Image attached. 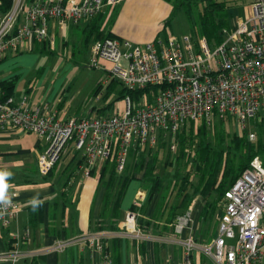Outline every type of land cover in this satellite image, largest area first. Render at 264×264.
Masks as SVG:
<instances>
[{
    "label": "built area",
    "instance_id": "obj_1",
    "mask_svg": "<svg viewBox=\"0 0 264 264\" xmlns=\"http://www.w3.org/2000/svg\"><path fill=\"white\" fill-rule=\"evenodd\" d=\"M121 0H14L0 19V57L18 51L35 40L49 39L48 23H79L101 12L105 4ZM50 41V40H49ZM91 64L106 71L104 84L112 80L126 89L123 109L106 116L70 117L61 121L29 107L26 98L16 99L0 91V134L35 133L46 147L37 165L47 175L69 143L86 163V172L97 161L114 154L115 170L124 173L133 148H156L160 136L169 138V148L184 121L212 126L215 121L232 122L249 145L258 136L251 120L264 126V0H252L249 12L223 29L219 43L190 34L168 35L144 44L119 37H104L90 44ZM101 61L107 62L106 66ZM158 86L147 97L134 101L130 93ZM223 210L215 235L199 244L193 236L181 237L192 223V209L178 215L170 236H150L137 224L138 214L127 210L116 235L137 240L174 243L182 249L176 264H194L193 253L201 251L212 264H264V160L253 156L247 167L224 191ZM133 207L140 206L134 199ZM20 210L18 192L11 189L0 159V224L6 227ZM28 235V232L25 233ZM95 231L73 239H59L49 250L63 251L86 242L103 251V238ZM23 253L16 246L3 252L2 260L16 261ZM103 264H112L108 256Z\"/></svg>",
    "mask_w": 264,
    "mask_h": 264
},
{
    "label": "crops",
    "instance_id": "obj_2",
    "mask_svg": "<svg viewBox=\"0 0 264 264\" xmlns=\"http://www.w3.org/2000/svg\"><path fill=\"white\" fill-rule=\"evenodd\" d=\"M33 1L38 0H25L26 3ZM172 2L176 3L172 0H121L111 5L105 4L97 15L76 24L69 20L63 24L51 20L48 23L49 39L41 43L33 40L20 50L10 51L0 57V83H4L1 87L8 86L11 82L13 87L10 93L13 97H25L29 107H37L44 114H54L61 121L78 117L68 112L74 102L73 96L55 103V98L64 89L66 80L62 71H69L73 66V62L67 59L74 61L78 55L84 54L88 58L86 65L93 66L90 44L110 34L138 44L157 39L165 40L168 35L161 38L160 34L170 23L168 21L173 9ZM13 3L14 0L12 5ZM116 6L117 14L112 17ZM2 16L0 12V19ZM58 50L61 51L62 58L66 52L70 54L57 62L56 70L50 73L48 64L39 65V55L45 52L53 54ZM101 64L108 66L104 61ZM97 68L103 69L101 66ZM100 83L102 87L108 86L104 81ZM102 87L98 92L96 87L94 89L97 99L107 96ZM107 108L106 102L95 106L85 117L109 115L112 111L106 114ZM13 134L36 135L28 150L23 153L35 166L27 174L8 172L11 165L6 156L10 152L0 151L3 172L8 178L9 187L18 192L20 202V210L10 219L8 225L4 227L0 224V264H103L104 256H108L112 264H176L181 261L182 249L177 244L160 243L150 238L137 240L115 234L119 230L122 216L124 217L127 210L133 209L134 199L140 201V206L135 207L137 220L141 225L139 227L150 236L164 237L173 235L172 225L175 218L186 212L195 204V199H198L196 206L192 207L190 228L184 230L181 237L191 235L197 243L205 242L203 227L207 221L209 204L201 195L196 194L187 206H182L183 194L172 189H168L161 196L158 193L160 189L151 193L149 183L144 181L146 187L143 186L141 174L130 179L122 190L121 187L116 188L120 174L114 170L111 161H97L89 167L86 175V163L74 150L72 143L66 146L49 173L42 175L38 169L37 158L46 147L45 140L35 133L15 131L0 134V141ZM148 150L140 152L138 148H133L124 172L129 171L135 161L139 160V153H148ZM32 172H39L42 176L37 179L30 174ZM120 194L121 200L115 213L114 204ZM176 196L180 197L177 208L174 207L176 202L173 203ZM223 202L222 198L221 211L217 213L218 223ZM171 208L177 215L171 218L172 225L168 224L163 231L160 225L169 218ZM95 231L110 234L103 238L101 252L95 251L86 242L74 243L63 251L49 250L59 239H73ZM16 246L23 253L21 257L14 262L1 259L3 252L12 251ZM197 251L199 250L193 253L194 264Z\"/></svg>",
    "mask_w": 264,
    "mask_h": 264
},
{
    "label": "rangeland",
    "instance_id": "obj_3",
    "mask_svg": "<svg viewBox=\"0 0 264 264\" xmlns=\"http://www.w3.org/2000/svg\"><path fill=\"white\" fill-rule=\"evenodd\" d=\"M176 1V0H172ZM252 0H225L226 4L229 6V17H228V24L227 26L223 27V29H229L230 26H232L233 22L238 20V18L244 16L245 14H248L249 12V5ZM172 13L170 15V23L166 25L165 31L161 32L160 37L164 38L165 34L170 35L174 34L176 36H182L184 34H190L193 32V27L191 26L194 24V21H197L198 18V9L194 8V6L191 8L189 15L185 13V11L178 6V3H173L172 2ZM112 17H114L117 14V6L116 9L113 11ZM189 16V18H188ZM222 29V31H223ZM69 52H66L62 58V53L61 51L54 52L53 54L49 52H45L43 54L39 55V65H44L48 64V70L51 72L55 71L56 63L60 62L62 59L66 58V55H69ZM68 58V57H67ZM69 62H73L72 68H69V71L64 69L62 73L64 72V75L66 77L65 83L63 85L64 89H61L58 92V95L55 98V103L58 101L66 98V97H74V102L70 106L69 113L71 114H76L78 117H85L88 113L89 110L92 108H95V106H100L101 104H104L105 102L107 103V110L105 111L106 114L110 113L111 111L113 112L114 108L117 110L121 111L123 109V97L120 96L119 92L121 90V85L117 84L114 86L112 89H109L105 86H103L102 91L103 93H107V96L105 98H96V95L94 93V89L97 86L100 81H103L106 77V71L103 69L93 67V66H88L86 63H88V58L87 56H84V54L78 55L77 58L73 61V59H67ZM109 65V64H108ZM49 73V74H50ZM69 86V87H68ZM62 94V95H61ZM93 114H96L94 111L92 112ZM195 127L201 126V124L198 123H193ZM252 128L253 130L257 133V136L259 138L260 143L262 146H264V126L256 123L255 120H251ZM209 131V139L214 147H216V150L219 152L220 150L225 149V151H229V156L227 155V159L229 158L234 162L237 163L241 159L248 157L249 153L251 152L249 145L247 144V140L245 139V136L236 128V126L230 122V121H225L222 123H218L217 126H209L208 127ZM34 137L36 135L34 134H27V135H17L13 134L11 136H7L4 140L0 141V151L2 152H10L7 154L6 159L8 160L7 162L10 163V168L8 172L12 173H26L28 171H32V166H35V164L31 163V161H28L27 155H23L24 151H27L28 148L30 147L31 143L33 142ZM240 138V139H245L246 141V147L243 148L241 145L238 147L234 146V142L232 139ZM227 144L232 145V150L227 149L225 146ZM259 146L256 145V148ZM260 150H262L261 154V159L264 160V147H262ZM259 150V151H260ZM20 151L22 152L20 154ZM148 153H145L146 158L143 161L146 162L147 160H150L151 164H155L154 166V175L155 174H160L163 176L164 179V184L163 187L160 188L158 193H160V196L163 193H166L168 189H170V180L171 178L175 177L179 183V177L181 175H184L186 173L189 174V178L191 179V183L188 185L186 189H188L189 193H193V190L195 187H197L198 184L201 185L200 183V178L199 175L196 173L194 174L193 168L195 167V164H193V161L191 160L193 155L189 157L184 155L182 158H176L179 153L178 147L174 151H171L169 148V142L166 143L164 146H160L159 149L152 148L148 150ZM223 150L222 154V163L225 161V156L226 152ZM141 157V156H140ZM145 157V156H144ZM157 158V160L155 158ZM178 159V160H177ZM176 161V164L170 165L171 161ZM155 161V163H154ZM175 165H177V170L179 171V175H173V171L175 168ZM147 165H143L142 170L135 169V166L124 173V175L120 174V180L117 181L116 183V188L122 187L123 184V177L126 175H134L132 177L135 178L136 175L141 174V177L143 176V171L144 168H146ZM146 170V169H145ZM7 172V170H5ZM137 173V174H136ZM32 174L35 178L40 179L42 175L37 172L30 173ZM181 174V175H180ZM142 182L145 180L142 178ZM118 185V186H117ZM143 186L146 187L145 182L143 183ZM177 188V186H176ZM175 188V189H176ZM178 192L177 190H175ZM181 194V193H180ZM182 195V194H181ZM115 197V196H114ZM176 199L173 201V203L176 202L175 206L177 205V202L179 201L180 197L176 196ZM210 205L208 206V214H207V221L204 223L203 230L205 232V239L204 243H208L216 233L217 230V223H218V212L221 211V200L217 198L215 194H213L210 198ZM198 199H195V205L197 204ZM193 205L190 206L192 209ZM201 205V204H200ZM194 206V207H195ZM219 208H218V207ZM213 208V211H212ZM217 208V209H216ZM129 210H135V207L133 209ZM170 213L172 211V208L169 210ZM214 213V214H213ZM175 218V217H174ZM171 219V218H170ZM124 220V217L122 216L121 221ZM120 221V222H121ZM168 218L163 220L161 223L160 227L164 231L168 227V224L172 225V222H167ZM175 221V220H174ZM118 223V222H117ZM174 223V222H173ZM137 224L141 226L137 220ZM143 229V228H142ZM167 231V230H166ZM165 233V232H164ZM195 264H211L209 258L197 251L195 253ZM182 258V254L181 257Z\"/></svg>",
    "mask_w": 264,
    "mask_h": 264
},
{
    "label": "trees",
    "instance_id": "obj_4",
    "mask_svg": "<svg viewBox=\"0 0 264 264\" xmlns=\"http://www.w3.org/2000/svg\"><path fill=\"white\" fill-rule=\"evenodd\" d=\"M175 2L178 3V6L182 8L187 15H189V12L191 8L194 6V8L198 9V18L197 21H194L191 26L193 27V32L191 33L192 37L195 39L199 37H204L210 44H216L219 43L222 39V29L223 27L227 26L228 24V17H229V6L226 4L225 0H176ZM12 7V0H0V12L2 15L7 13ZM189 18V16H188ZM190 19V18H189ZM170 21H168L169 23ZM109 37H114L113 35H108ZM4 84V83H2ZM0 83V87L2 86ZM117 84H120L116 80H112L108 83L107 88L112 89ZM13 84L10 82L8 86H3L0 88V91L4 93L5 96L12 95ZM102 87L101 83H98L96 86V91L98 92L100 88ZM159 87L158 86H148L145 89H139L129 92L131 97L134 101H137L140 97L145 96L147 97V94L150 92V90L156 91ZM126 92V89L121 87V90L119 92L121 97H124ZM222 120H217L214 122V127L218 125V123H222ZM193 121H184L183 125L180 127L177 138L175 140V145L179 149L178 156L176 158H182V156L186 155L189 157L193 155L192 161L193 164H195V167L193 168L194 174L199 175L200 178V184L197 185V187L193 190L192 193H189L188 185L191 183V179L189 178L190 173H186L184 175H181L179 177V183L175 177L171 178L170 180V189L177 190L179 193L183 194L181 200L182 206H187L190 199L195 196L196 194L201 195L204 197V199L207 200V203L210 205V197L215 194L217 198L222 200L224 196V191L234 182V180L241 174L243 169L248 166L250 159L253 156H259L261 158V152L260 150L262 147V144H259V138H257L256 142L252 145H249L251 152L249 153L248 157H245L241 159L239 162L234 163L230 158L229 160L226 158L227 155L229 156V151H225L226 154L223 156L225 158V161L222 163V154L223 150H220L219 152L216 150V147H214L209 139V131L206 124H201V126L195 127ZM212 125V126H213ZM246 139V138H245ZM245 139H240L234 137L232 141L234 142V146L238 147L241 145L243 148L246 147V141ZM170 142L169 138L160 136L157 148L159 149L160 146L166 145V143ZM256 145L259 146L256 148ZM227 149L232 150V145L227 144L225 146ZM260 150V151H259ZM143 152V151H140ZM149 152V151H147ZM133 153V152H132ZM139 160L135 161L134 166L135 169L142 170L143 165H147L146 168H144V173L142 178L145 180V182L150 184V192L152 193L155 190H159L163 187V176L160 174L154 175V166L155 164H151L150 160L146 159L145 153H139ZM141 156V157H140ZM145 156V157H144ZM155 158V157H154ZM157 160V158H155ZM177 159V160H178ZM176 160V161H177ZM111 161L112 166L114 165V154L106 159L105 162ZM176 161H171L170 165L176 164ZM155 163V161H154ZM146 169V170H145ZM115 170V169H114ZM125 173V172H124ZM124 175V174H123ZM173 175H179V171L177 170V165H175ZM134 176V175H132ZM131 175H126L123 177V184L121 187H125L127 182L132 179ZM121 195H118L116 197V201L114 204L113 210L116 213L117 207L119 206ZM177 208L178 206H174ZM133 208V207H132ZM173 208V210H175ZM187 208V207H186ZM213 211V208H212ZM177 214H174V211H171L168 221L171 222L172 217H176Z\"/></svg>",
    "mask_w": 264,
    "mask_h": 264
}]
</instances>
